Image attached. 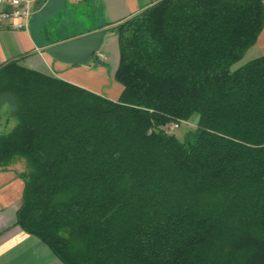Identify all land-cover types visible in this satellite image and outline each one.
<instances>
[{"label": "trees", "instance_id": "trees-1", "mask_svg": "<svg viewBox=\"0 0 264 264\" xmlns=\"http://www.w3.org/2000/svg\"><path fill=\"white\" fill-rule=\"evenodd\" d=\"M263 30L264 0H159L111 29L118 101L0 67L17 225L63 264H264V57L232 69Z\"/></svg>", "mask_w": 264, "mask_h": 264}, {"label": "crops", "instance_id": "crops-1", "mask_svg": "<svg viewBox=\"0 0 264 264\" xmlns=\"http://www.w3.org/2000/svg\"><path fill=\"white\" fill-rule=\"evenodd\" d=\"M86 1L93 3L102 18L97 30L109 31L116 36L112 28L140 14L159 0H50L36 5L28 30H14L9 26L0 29V67L19 61L24 68L118 101L123 92L122 85L114 78L119 66V48L115 51L114 59L108 51L101 50L98 54L104 55L106 60H101L97 54L90 63L83 66L60 63L45 53L49 47L64 41L49 38L50 27L42 22V17L62 10L69 12L68 8H76L78 3ZM114 40L118 42L117 37ZM262 57L264 30L256 45L247 51L235 67L239 69ZM23 187L16 166L0 171V264H63L43 242L17 225Z\"/></svg>", "mask_w": 264, "mask_h": 264}, {"label": "rangeland", "instance_id": "rangeland-1", "mask_svg": "<svg viewBox=\"0 0 264 264\" xmlns=\"http://www.w3.org/2000/svg\"><path fill=\"white\" fill-rule=\"evenodd\" d=\"M68 10L69 12L62 10L54 15L47 13L42 17V22L50 27V39L65 42L93 34L100 30H97V28H99L102 18L92 2L78 3L76 8L70 7ZM104 35L105 42L101 50L108 51L110 57L114 59L115 51L118 50V42L114 40L116 36L105 30ZM232 69L236 70L237 67L234 66ZM12 112L13 101L0 100V133L8 132L16 125V119L13 118ZM197 120L198 118L194 117L190 122L180 123L179 128L174 131V135L181 141H188L197 128ZM23 169L21 168V170Z\"/></svg>", "mask_w": 264, "mask_h": 264}, {"label": "water", "instance_id": "water-1", "mask_svg": "<svg viewBox=\"0 0 264 264\" xmlns=\"http://www.w3.org/2000/svg\"><path fill=\"white\" fill-rule=\"evenodd\" d=\"M105 42L104 30L53 45L45 53L54 60L68 65L83 66L101 51Z\"/></svg>", "mask_w": 264, "mask_h": 264}, {"label": "built area", "instance_id": "built-area-1", "mask_svg": "<svg viewBox=\"0 0 264 264\" xmlns=\"http://www.w3.org/2000/svg\"><path fill=\"white\" fill-rule=\"evenodd\" d=\"M50 0H0V29L9 26L14 30H28L30 28L33 10L36 5ZM101 60H106L98 54ZM180 123H173L167 128L169 134H174Z\"/></svg>", "mask_w": 264, "mask_h": 264}]
</instances>
